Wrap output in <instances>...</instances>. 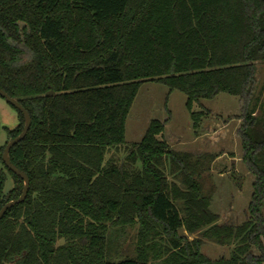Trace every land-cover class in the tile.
Instances as JSON below:
<instances>
[{"label":"trees","instance_id":"obj_1","mask_svg":"<svg viewBox=\"0 0 264 264\" xmlns=\"http://www.w3.org/2000/svg\"><path fill=\"white\" fill-rule=\"evenodd\" d=\"M261 67L264 0H0V88L33 120L10 151L30 192L0 221V264H264ZM148 82L187 97L197 137L211 114L203 101L241 99L238 135L255 177L241 225L218 224L216 186L205 190L217 154L172 148L157 119L127 142ZM11 107L19 120L0 146V211L25 187L3 160L26 121ZM205 241L233 251L214 260Z\"/></svg>","mask_w":264,"mask_h":264},{"label":"rangeland","instance_id":"obj_2","mask_svg":"<svg viewBox=\"0 0 264 264\" xmlns=\"http://www.w3.org/2000/svg\"><path fill=\"white\" fill-rule=\"evenodd\" d=\"M260 80L263 83L264 81V67H261V75ZM186 100L187 97L179 92L174 91L170 92L168 87H166L163 84L154 83V82H148L145 83L144 86H142V89L140 90L136 101L134 103V106L131 110V113L129 115L128 121H127V133H126V140L132 141V139H135V137H138L136 135L143 134V132H146L147 125L149 121L152 118L161 119L165 116H171L174 121H182L184 120V117H186L188 114L187 107H186ZM240 100V101H239ZM205 106L210 109L216 110L218 113L215 115L218 119L219 125L223 126V121L225 123L233 122V120H239L240 126L242 127L243 119L239 118L241 116V107L243 105L240 98L231 96L228 94H221L215 99L212 100H205L203 101ZM237 102V104H236ZM237 105V106H236ZM236 106V107H235ZM238 107V109H237ZM240 107V110H239ZM237 109V110H236ZM212 113V112H211ZM0 119L2 128L0 130V146H2L7 140V133L5 128L13 129L18 124V116L16 111L11 107V105L2 97H0ZM133 120L137 124V130L139 133H137L134 136V133L128 131L130 127V122ZM204 125V124H203ZM215 127V126H214ZM232 131H237V138L242 144V140L238 135V131L236 128H234V123L232 124ZM230 127V128H231ZM220 126L215 127L214 132L218 130H221ZM131 131V128L129 129ZM200 133L203 135L204 133H208L207 131L210 130H203V127L201 129ZM133 131V129H132ZM187 132H191V130L187 129ZM232 132V134H233ZM210 133V132H209ZM208 135V134H207ZM206 135V136H207ZM233 135H230V138H232ZM165 137H166V130H165ZM195 137V136H194ZM222 137V135H217V138ZM191 139H194L191 137ZM178 138H175V143L177 142ZM213 140V139H211ZM210 140V141H211ZM222 141V139H220ZM187 141V142H186ZM219 141L218 147H215V149L208 147L209 150L213 151L211 153L217 154V159L214 162V166L212 169V172L210 176L205 177V190L209 191L212 188V185L216 186L214 197H213V203H212V210L219 214L220 219L218 221V224L223 225H230V226H238L241 225L248 217H249V207L250 202L253 195V183L255 181V177L248 171L244 161H243V144L241 145V156L242 160L240 163H238V170L237 168L232 169L231 171H228L229 165L227 166L226 163L223 164V162H226V157H236L237 154L230 153L226 156L224 154V148L225 145L229 147H234V142L230 140L229 138L221 142ZM197 143V142H196ZM196 143H190L188 140H185V144L177 145L175 149H183V151L191 152L195 155V152L192 151L194 148L202 149L204 146H208L211 143L209 142V139H205L200 141L199 145H196ZM203 146H202V145ZM207 144V145H206ZM187 145V147H186ZM218 148V149H217ZM222 149V151H220ZM207 153V152H205ZM222 156L224 160H219L218 157ZM220 158V157H219ZM218 162L221 166H218ZM216 166V167H215ZM223 173V175H221ZM11 187V184L10 186ZM200 235L197 233L195 235L189 236V239L192 238H198ZM232 246H220L216 243H212L210 241H205L203 251L206 255H208L210 258L217 260L220 258H229L231 255ZM255 254H258L257 250L254 249L253 251Z\"/></svg>","mask_w":264,"mask_h":264},{"label":"crops","instance_id":"obj_3","mask_svg":"<svg viewBox=\"0 0 264 264\" xmlns=\"http://www.w3.org/2000/svg\"><path fill=\"white\" fill-rule=\"evenodd\" d=\"M186 103H187V100H186ZM203 104H204V102H203ZM236 104H237V102H236ZM204 106H205V104H204ZM207 109L210 110L212 113L210 114V116L204 122L203 130L205 131V129H206V130H210V131H207L208 133H204L203 135L200 133V136H198V137L195 135V131L193 129V125H192V121H191L189 112H188L189 115H187L186 117H184V120L179 121V122L178 121H174L171 116H169V117L168 116H165V117H163L161 119H157V120H160L161 122H163L164 124H166L165 125V128H166V140L170 143L171 147L174 148V149H175V147H177V145H181V144L183 145V144H185V140H188L190 143H193V142L196 143L197 142L196 145H199L200 144L199 143L200 141L205 140V139H209V142L211 143L210 145L208 144V146H204V147H202V149H199V148L192 149V151L195 152L196 154L202 155L205 152H213V151L209 150L208 147L210 146L211 148L215 149V147H218V145L220 144L219 143V141H221L220 139H222L223 143H224V140H226L228 138L230 140H232V142H234V147H231V145L229 147H227L225 145V148H224V152L225 153L224 154H226V156L228 154H230V153H235L237 155H236V157H231V158L227 156L226 157L227 159L224 158L226 162H223V164L226 163L227 166L228 165L230 166L229 169H227V170L228 171H231L232 169L237 168L238 167V163H240V161L242 160V156L240 154L241 149H242L241 148V145L242 144L240 143V141L238 140V138L236 136L237 131L233 132L232 131V127H231L232 124L234 123V126H235L234 128H236L238 130L239 127H241L240 126V121L239 120H233L232 123L231 122L225 123V121H223L224 124H222L223 126H221V125H219L218 119L215 116V115H217L218 112L216 110H214V109H210V108H207ZM237 109H238V107H237ZM239 110H240V107H239ZM154 119H156V118H152L149 121V123L147 125V128H146V131H147L148 127H149L150 122L152 120H154ZM132 122H134V121L131 120L130 127H129V129L131 128V131L129 129H128V131H129V133L130 132L131 133L133 132L134 133V136H135L137 133H139V131L137 130V124L136 123H132ZM214 126L215 127H217V126L223 127V128H221V130H219V133L220 134H218V130L216 132H214V130H215V127ZM132 129H133V131H132ZM187 129L188 130H191V132H187ZM232 132H233V134H232ZM145 133L143 132V134L136 135L138 137H135V139H132V141H127V142L128 143H138V142H141V140L143 139ZM217 135L218 136L219 135H222V137L217 138V140H214V139H216ZM230 135H233L232 138H230ZM176 137L178 138V140L175 143V138ZM191 137L194 138V139H191ZM211 139H213V140H211ZM186 147H187V145H186ZM222 149L223 148H221L220 151H222ZM180 150H183V149H180ZM219 157H218V161L220 159L221 160H224L222 156H219ZM220 163L218 162L217 165L218 166H221L222 164L220 165ZM237 170H238V168H237ZM221 175H223V173Z\"/></svg>","mask_w":264,"mask_h":264},{"label":"water","instance_id":"obj_4","mask_svg":"<svg viewBox=\"0 0 264 264\" xmlns=\"http://www.w3.org/2000/svg\"><path fill=\"white\" fill-rule=\"evenodd\" d=\"M48 94L50 95H54L55 92L52 90L50 91ZM0 95L12 106H14L15 108H17L18 110H20L25 118V127L23 132L19 135L18 138L11 140L7 147L5 148L4 154H3V160L6 164V166L15 174H17L18 176H20L24 181H25V187H24V191L22 193V195L20 196V198H18L17 200H12L10 202H8L0 211V221L1 219L4 217V215L6 214V212L10 209H12L15 205L17 206V204L22 203L26 200L28 193L30 192V179L29 177L26 175V173H23L22 171H20L19 169L17 170V168L12 164L11 160H10V151L12 149V147H14L16 144H18L20 141H22L28 134L31 126H32V117L29 113V111L21 104L19 103V101L15 98H13L12 96H10L5 90H3L2 88H0Z\"/></svg>","mask_w":264,"mask_h":264}]
</instances>
